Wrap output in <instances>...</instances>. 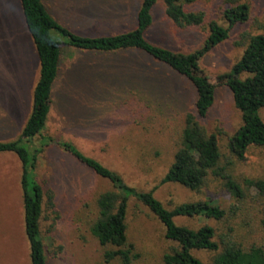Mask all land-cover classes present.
Instances as JSON below:
<instances>
[{
	"label": "rangeland",
	"instance_id": "374dc122",
	"mask_svg": "<svg viewBox=\"0 0 264 264\" xmlns=\"http://www.w3.org/2000/svg\"><path fill=\"white\" fill-rule=\"evenodd\" d=\"M53 17L82 37L114 36L133 31L142 0H43ZM224 0H198L192 10L206 14V25L217 20ZM252 8L251 20L238 25L230 38L200 61V71L216 86V103L204 126L220 133L222 151L241 127L242 116L232 93L220 77L230 75L244 49L235 42L243 32L264 35V0H241ZM223 8V7H222ZM178 28L166 15L164 0L153 11V25L146 34L151 44L183 54L200 51L208 28ZM54 37L65 42L59 34ZM40 77V61L34 40L25 23L20 0H0V142L22 138L33 112L34 92ZM196 93L190 82L168 66L138 52L100 54L63 47L51 112L43 135L56 142H69L86 156L119 173L141 192L156 190V198L169 210L184 203L211 202L229 211L235 201L213 181L201 193L177 184L161 185L168 173L184 118L192 111ZM264 121V110L260 113ZM40 139L36 141L39 146ZM22 145L28 147L27 141ZM29 148V147H28ZM22 164L12 153H0V264H31L30 244L25 234ZM35 177L45 192L51 191L55 208L45 203L42 220L48 264H107L102 247L90 232L96 218V199L112 185L58 145L39 156ZM235 176L264 180V148L249 149L245 161L236 166ZM251 197L264 220V195L253 189ZM258 217V216H257ZM243 216L223 221L207 218H178L179 226L199 229L209 225L217 235L237 228L246 237L258 232L243 228ZM251 219V220H252ZM128 240L140 259L132 264H165L163 258L173 244L165 227L141 202L129 203ZM264 228V227H263ZM264 230V229H263ZM262 230V231H263ZM264 233V231H263ZM218 241V238L216 239ZM204 264H214L215 252L197 251ZM109 264H122L115 260Z\"/></svg>",
	"mask_w": 264,
	"mask_h": 264
},
{
	"label": "trees",
	"instance_id": "16d2710c",
	"mask_svg": "<svg viewBox=\"0 0 264 264\" xmlns=\"http://www.w3.org/2000/svg\"><path fill=\"white\" fill-rule=\"evenodd\" d=\"M159 1L142 0L137 27L131 32L82 37L61 25L43 0H20L25 23L36 45L40 77L34 92L33 112L22 138L0 142V153L15 154L22 164L25 234L30 244L31 264H48L42 220L45 203L52 210L55 204L51 191L45 192L34 174L39 156L53 145H58L112 185V190L98 195L96 218L90 229L102 247L113 248L105 253L107 264L115 260L132 264L140 259L135 246L128 240L127 217L132 199L141 202L165 227L166 239L174 245L163 258L165 264H204L195 256L197 251L215 252L214 264H264V220L259 218L260 211L254 216L247 213V210L258 206L250 192L256 189L261 196L264 195V180L244 179L241 182L235 176L236 166L245 161L249 149L264 148V121L260 115L264 110V35L241 33L235 45L244 49L243 56L234 66L232 74L220 77V82L229 87L234 105L242 116V125L229 138L228 152L224 153L220 144L221 132L211 133L204 126L215 106L217 91L216 86L201 73L200 61L227 41L238 25L251 20L252 8L248 3H241V0H224L219 10L225 25L217 20H211L206 25V14L192 10L198 0H164L165 13L178 28H200L204 25L208 28L209 35L204 47L194 54H183L155 46L146 39L153 25V11ZM55 33L66 39L65 42L57 40ZM64 45L100 54L138 52L168 66L190 82L196 93V101L192 111L184 118L171 167L161 185L177 184L191 192L201 193L211 182L218 181L235 201L229 211L211 202L184 203L169 210L156 198L157 188L149 192L138 191L122 175L86 156L72 143L56 142L43 135L51 112ZM38 138L39 146L36 145ZM24 141H27L29 148L22 145ZM243 216L249 217V220H242L243 228L251 229L253 219L259 220L258 232L249 231L252 234L249 242L244 236L238 238L234 226L217 235L209 225L195 230L176 223L178 218L223 221L228 217L236 219Z\"/></svg>",
	"mask_w": 264,
	"mask_h": 264
},
{
	"label": "crops",
	"instance_id": "0c3cea01",
	"mask_svg": "<svg viewBox=\"0 0 264 264\" xmlns=\"http://www.w3.org/2000/svg\"><path fill=\"white\" fill-rule=\"evenodd\" d=\"M31 259V258H30Z\"/></svg>",
	"mask_w": 264,
	"mask_h": 264
}]
</instances>
